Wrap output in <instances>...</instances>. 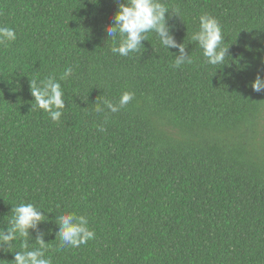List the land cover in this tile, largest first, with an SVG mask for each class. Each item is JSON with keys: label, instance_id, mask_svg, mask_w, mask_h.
Returning <instances> with one entry per match:
<instances>
[{"label": "trees", "instance_id": "1", "mask_svg": "<svg viewBox=\"0 0 264 264\" xmlns=\"http://www.w3.org/2000/svg\"><path fill=\"white\" fill-rule=\"evenodd\" d=\"M162 2L191 64L177 68L179 49L154 32L113 54L115 0H0V26L17 36L0 45V229L33 203L46 220L28 242L48 243L51 264H264V91L246 86L264 76V0ZM204 14L222 27V65L191 39ZM50 76L64 93L59 122L30 90ZM124 91L126 107L95 110ZM66 213L94 238L58 248Z\"/></svg>", "mask_w": 264, "mask_h": 264}, {"label": "clouds", "instance_id": "2", "mask_svg": "<svg viewBox=\"0 0 264 264\" xmlns=\"http://www.w3.org/2000/svg\"><path fill=\"white\" fill-rule=\"evenodd\" d=\"M117 11L112 17L110 25L106 26L107 37L112 39L111 51L120 56H129L130 53L138 52L142 41H147V33L154 32L162 47L169 51V48H178L179 55L175 56L177 68L184 64L193 63L191 55L185 53V44H178L169 34L167 20L170 16V8L162 0H115ZM178 13V10H176ZM177 15V14H176ZM17 39L13 28L0 26V45L6 46L8 42ZM191 39L198 43L203 50L206 63L212 66L222 65L228 56L229 47L222 46L223 34L219 21L208 14L199 17V30ZM264 51V50H261ZM72 73V69H66L60 76V80L66 79ZM252 91H264V76L259 73L250 82ZM31 95L34 97L35 106L48 113L54 122H59L62 110L65 108L64 93L61 83L55 76L37 82L30 81ZM134 98V93L124 91L118 103L111 100H104L96 105L97 112H103L107 108L110 112L116 113L126 107ZM33 203L16 205L12 209V216L8 220L7 233L0 229V251L11 252L14 241H20V251L14 252V258L8 264H51V257L47 255L50 245L39 237L35 245L29 244V230L35 229L46 217L38 210ZM58 248L68 246L79 247L94 238L95 232L89 228V221L85 216L75 213H66L58 217ZM7 247H4V246Z\"/></svg>", "mask_w": 264, "mask_h": 264}]
</instances>
